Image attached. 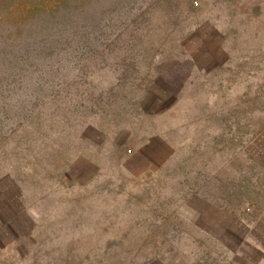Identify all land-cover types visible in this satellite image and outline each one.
<instances>
[{"label": "rangeland", "instance_id": "rangeland-1", "mask_svg": "<svg viewBox=\"0 0 264 264\" xmlns=\"http://www.w3.org/2000/svg\"><path fill=\"white\" fill-rule=\"evenodd\" d=\"M62 12L0 30V264H264V0Z\"/></svg>", "mask_w": 264, "mask_h": 264}, {"label": "trees", "instance_id": "trees-1", "mask_svg": "<svg viewBox=\"0 0 264 264\" xmlns=\"http://www.w3.org/2000/svg\"><path fill=\"white\" fill-rule=\"evenodd\" d=\"M78 2L79 0H0V30L5 29L9 36L17 38L23 26L39 22L45 16L57 19L62 11L75 8ZM1 43H7V40L0 37ZM4 52L12 54L11 51Z\"/></svg>", "mask_w": 264, "mask_h": 264}]
</instances>
